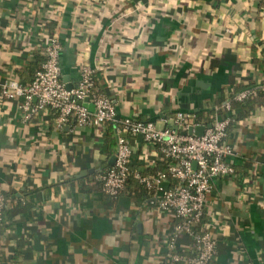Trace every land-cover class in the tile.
Segmentation results:
<instances>
[{"label": "crops", "instance_id": "obj_1", "mask_svg": "<svg viewBox=\"0 0 264 264\" xmlns=\"http://www.w3.org/2000/svg\"><path fill=\"white\" fill-rule=\"evenodd\" d=\"M48 34L62 78L76 85L92 68L116 119L57 129L50 110L24 120L22 97L0 92V189L33 203L0 229V264H183L165 255L171 210L133 196L132 181L111 205L70 178L103 167L104 135L116 138L121 118L161 127L176 109L234 114L224 103L264 74V0H0V85L31 81L19 69ZM229 128L234 171L213 178L200 229L215 239L210 264H264V94ZM128 138L135 167L160 166L156 144ZM176 247L191 252V236Z\"/></svg>", "mask_w": 264, "mask_h": 264}, {"label": "built area", "instance_id": "obj_2", "mask_svg": "<svg viewBox=\"0 0 264 264\" xmlns=\"http://www.w3.org/2000/svg\"><path fill=\"white\" fill-rule=\"evenodd\" d=\"M61 44L54 34L45 39V60L27 84L17 78L5 80L0 92L6 97L21 96L23 119L41 110L53 112V126L60 129L64 124L73 126L98 125L104 127L116 119L114 104L102 91L94 88L93 69L85 65L80 71L76 85L68 88L62 80L59 65ZM257 86L264 90V74L258 85H250L237 91L232 98L244 100L258 95ZM86 98V100H84ZM93 105V109L88 107ZM230 109V100L224 103ZM115 127L116 149L111 164L95 174L102 190L117 196L126 186L130 176L129 161L132 154L128 135L139 134L156 144L166 161L165 169L154 173L134 172L151 191L149 202L157 208L171 210L174 221L165 235V255L183 264H208L215 251V239L207 230H198L205 199L213 187V178L234 171L226 156L232 151L225 140L231 116H213L211 125L202 134L183 133L189 126L206 124L196 119L192 111L177 110L170 122L161 127L153 120L124 117ZM162 158V159H163ZM9 206V196L0 189V223L2 212ZM180 234L191 236V252H181L176 247Z\"/></svg>", "mask_w": 264, "mask_h": 264}, {"label": "trees", "instance_id": "obj_3", "mask_svg": "<svg viewBox=\"0 0 264 264\" xmlns=\"http://www.w3.org/2000/svg\"><path fill=\"white\" fill-rule=\"evenodd\" d=\"M44 60H45V42L40 47L34 49V51L32 52V57H31L28 65L23 70L19 69V72L27 71L29 74H31L33 76L34 72L38 68H40V66ZM93 79H94V88L96 90H100V88H98V83H97L94 75H93ZM257 89L259 90L258 95L264 94V90L260 89V86H257ZM258 95L250 96V97L244 99V101L243 100H241V101L235 100L233 98L230 99V107L235 109V113L231 115L232 116L231 122L228 125L225 140L228 137L229 129H230L229 127L231 126L233 120L241 119L246 114H248L252 110V108H253V106H254L257 98H258ZM192 112L195 113L196 119L199 120L200 122L208 123L209 121H212V119H213V115H209V114L205 115L203 112H194V111H192ZM115 149H116V138H115V136L112 133H108V134L104 135V140H103V143L101 146V151L105 154V157H104L102 162H106L110 158V156L114 154ZM160 161H161V164L157 169H165V167H166L165 159L163 158ZM135 165H137V164L129 161L128 166H129V170H130V176H129L126 184L128 185L129 181H132L131 188L133 189V192H134V194L132 193L133 196L136 195L138 198L143 199V200L144 199L148 200V202H149V198L151 196V191L149 189H147L145 187V185L139 179H137L134 176L135 171H138L142 174H144V172H142L141 169H139L138 167H135ZM106 166L97 170L94 173V175L92 176V178L89 180L86 179V177H84V176H81V177H73L72 176L70 178V180L71 181L77 180L78 182H80V189H82V190L83 189L91 190L94 188L100 190L102 193L105 194V196L108 198V202L112 205L115 203V200L119 195L110 196V195L106 194L101 188L100 180L95 178V174L98 171L104 169ZM157 169L155 168V170H153L151 173H154ZM146 173H148V172H146ZM125 187H124V189H125ZM5 193L9 196V206L7 208H5L2 212L0 229L11 225V219L14 215H16L20 212L26 211L30 207L33 206V203L30 200L22 201L19 197H11L10 194H8L7 192H5ZM24 194L28 195L29 191L25 192ZM196 229L200 230V221L196 225ZM210 261L208 262V264H210Z\"/></svg>", "mask_w": 264, "mask_h": 264}, {"label": "water", "instance_id": "obj_4", "mask_svg": "<svg viewBox=\"0 0 264 264\" xmlns=\"http://www.w3.org/2000/svg\"><path fill=\"white\" fill-rule=\"evenodd\" d=\"M62 80L65 82V84L68 88L74 86L72 83H70L68 80H66L65 77H63ZM84 100H86V98ZM177 110H179V109H176L175 111H177ZM210 125H211V123L200 124V125H197L195 127L189 126L186 130H182V132L183 133L187 132V133L202 134L204 132V129L206 127H209ZM114 158H115V155L114 154L111 155L110 158L105 162L103 167L108 165V164H111L114 161Z\"/></svg>", "mask_w": 264, "mask_h": 264}]
</instances>
